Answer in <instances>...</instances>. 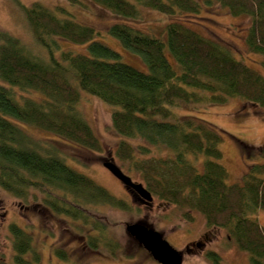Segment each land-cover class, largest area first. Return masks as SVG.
<instances>
[{"label": "trees", "instance_id": "trees-1", "mask_svg": "<svg viewBox=\"0 0 264 264\" xmlns=\"http://www.w3.org/2000/svg\"><path fill=\"white\" fill-rule=\"evenodd\" d=\"M90 1L125 20L137 19L136 4L168 17L196 16L218 5L232 17L250 18L246 46L264 56V0ZM15 2L46 60L0 30V189L25 202L40 199L47 211L70 219L90 250H119L98 210L125 211L129 205L22 127L100 152L99 140L77 110L81 91L118 108L111 116L121 138L116 157L140 176L152 196L186 211L188 221V212L200 213L207 227L228 233L249 264H264V227L253 217L264 211V146L239 142L247 168L240 184L228 185L220 164L224 133L193 114L178 113L181 105H224L230 98L264 108V77L183 21L168 23L163 38L126 23L112 25L108 34L140 56L147 67L141 72L121 63L118 53L95 41L94 29L69 19L65 11L59 10L67 16L62 18L39 3ZM57 40L85 45L88 54L59 49ZM9 233L12 263H38L31 236L17 224L9 226ZM28 254L32 259L25 258ZM55 255L67 261L64 251ZM206 257L221 264L214 252Z\"/></svg>", "mask_w": 264, "mask_h": 264}, {"label": "rangeland", "instance_id": "rangeland-1", "mask_svg": "<svg viewBox=\"0 0 264 264\" xmlns=\"http://www.w3.org/2000/svg\"><path fill=\"white\" fill-rule=\"evenodd\" d=\"M25 7L39 3L75 22L91 27L99 35L100 42L120 55V62L130 65L141 72L147 67L140 56L108 34L109 28L117 23H126L141 32L154 37H165V27L173 21H183L196 29L204 38L211 39L228 48L233 57L245 66L264 77V56L251 53L245 43L251 21L247 16L232 17L226 9L218 5L203 9L199 15L163 16L150 8L136 4L138 17L125 20L110 11L92 3L90 0H16ZM135 4L134 0H128ZM65 11L66 14L60 13ZM0 30L19 38L27 50L35 57L46 60L44 51L36 44L21 9L15 0H0ZM59 49L73 54H88L85 45H76L64 40H57ZM170 61L173 63L172 59ZM35 96V94H30ZM117 107H111L99 99L80 91L77 110L87 122L101 144L100 152H93L78 147L58 136L42 130L22 126L36 140L49 143L66 157V163L80 173L90 177L109 193L125 201L129 210L111 207L99 209V215L108 227L111 238L118 244L119 250L111 254L107 250H90L86 240L72 221L63 216H50L40 199L30 197L26 202L16 199L0 189V264H13V244L9 226L17 224L32 238V246L38 253V263L31 264H157L147 252L125 233V224L143 223L158 231L163 238L183 255V264H211L206 257L208 252L216 253L221 264H249L246 253L237 249L228 233L223 229L209 228L204 217L197 212H188L192 221H188L186 211L174 205L162 202L153 196L150 205H143L125 193L122 184L102 166L112 161L133 182L143 180L137 173L131 172L127 164L116 157V149L121 138L111 125V116ZM180 114H193L222 131L223 139L219 146L222 153L220 164L228 173L227 184H240L247 168V161L239 142L252 147L264 146V108L247 104L240 99L230 98L224 105L207 104L178 108ZM135 144V142H134ZM138 157L140 155L136 153ZM154 156H158L155 153ZM38 205H37V204ZM264 227V211L259 210L253 216ZM204 236L203 243L197 239ZM194 242V243H192ZM196 242V243H195ZM192 243V244H190ZM55 250L64 251L67 261L55 255Z\"/></svg>", "mask_w": 264, "mask_h": 264}, {"label": "water", "instance_id": "water-1", "mask_svg": "<svg viewBox=\"0 0 264 264\" xmlns=\"http://www.w3.org/2000/svg\"><path fill=\"white\" fill-rule=\"evenodd\" d=\"M102 166L122 184L125 190L133 193L143 204L150 205L153 202L152 194L141 183L133 182L115 163L108 161ZM124 230L149 253L157 264H183V255L175 250L158 231L139 222L125 224Z\"/></svg>", "mask_w": 264, "mask_h": 264}, {"label": "flooded vegetation", "instance_id": "flooded-vegetation-1", "mask_svg": "<svg viewBox=\"0 0 264 264\" xmlns=\"http://www.w3.org/2000/svg\"><path fill=\"white\" fill-rule=\"evenodd\" d=\"M105 171H107L106 169H105ZM108 172V171H107ZM109 173V172H108ZM118 181V180H117ZM124 188V187H123ZM124 190H125V188H124ZM127 192V194L129 195V196H131V198L133 197V199L135 200V201H137V202H140L141 204H143V202H141L139 199H138V197H136L133 193H131L130 191H127V190H125V193ZM143 205H145V204H143ZM147 205V204H146ZM48 213L50 214V216H52L53 217V213L51 212V210L50 209H48ZM203 238H204V236H201L200 238H198L197 240V243H203L202 241H203ZM192 243H194V242H192ZM192 243H190V244H192ZM196 243V242H195ZM204 244V243H203ZM139 245V244H138ZM140 246V245H139ZM142 247V246H141ZM143 249V248H142ZM144 250V249H143ZM145 251V250H144ZM147 255L148 256H150L149 255V253H147ZM150 258H151V256H150Z\"/></svg>", "mask_w": 264, "mask_h": 264}]
</instances>
